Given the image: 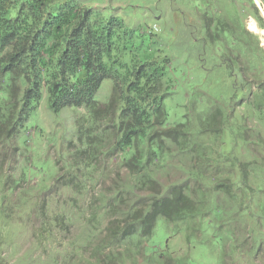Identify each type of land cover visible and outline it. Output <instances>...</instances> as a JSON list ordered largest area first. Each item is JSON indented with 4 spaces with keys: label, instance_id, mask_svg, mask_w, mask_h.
Listing matches in <instances>:
<instances>
[{
    "label": "trees",
    "instance_id": "16d2710c",
    "mask_svg": "<svg viewBox=\"0 0 264 264\" xmlns=\"http://www.w3.org/2000/svg\"><path fill=\"white\" fill-rule=\"evenodd\" d=\"M245 1L249 5L229 0L230 29L219 21L212 31L203 20L200 35L189 43L191 11L182 12L176 16L180 34L165 51L153 27L137 32L119 15L106 16L80 0H0L3 203L15 191L22 193L14 184L25 179L27 149L17 140L42 99L47 96L55 113L84 109L76 123L80 145L75 158L63 161L65 172L44 186L38 199H25L31 202L27 221L40 227L34 233L40 249L56 240L57 230L70 229L65 207L79 208L83 218L84 244L56 256L47 250L48 264H139L142 259L149 264H264V82L247 103L250 116L237 115L231 123L236 111L230 99L241 96L249 81L244 78L237 87L225 66L228 42L248 49L244 33L249 31L235 25L242 9L264 24L255 0ZM206 54L216 61L220 56L219 62L207 67ZM173 55H179L176 62ZM213 70L223 71L225 78L212 80ZM107 79L113 82L111 96L100 102L96 94ZM229 82L233 90L223 107L218 97ZM185 84H190L194 113L185 110L183 122L171 123L165 100ZM207 91L217 97H206ZM255 119L262 125L252 126ZM107 158L119 164L118 179L112 188L104 186L98 201L87 200L88 180L97 178ZM176 159L182 161L177 165L181 178L164 185L161 176ZM81 163L91 170L76 169ZM61 189L77 198L52 210L51 200ZM20 208L25 212L23 203ZM249 227L248 236L238 231ZM159 228L167 231L164 246L153 241ZM182 242L184 255L177 245ZM230 258L234 261L228 263ZM0 264H5L1 257Z\"/></svg>",
    "mask_w": 264,
    "mask_h": 264
},
{
    "label": "rangeland",
    "instance_id": "374dc122",
    "mask_svg": "<svg viewBox=\"0 0 264 264\" xmlns=\"http://www.w3.org/2000/svg\"><path fill=\"white\" fill-rule=\"evenodd\" d=\"M80 1L86 6L102 11L106 16L111 14L119 15L125 20L127 25L135 28L137 32L147 31L149 27H153L156 33H158L165 41V51L169 50L170 41H173L176 36L180 34L181 27L177 25L178 19L176 16H183L182 12L184 13L189 9L191 11V16H187V23H189L191 27L189 41H187L188 43L191 42L195 36L200 35L199 25L203 20L207 22L208 28L212 31L218 27L217 24L219 21H225L223 25L228 29L231 28L228 24V20L231 19L229 18L228 10L232 7L229 0ZM242 2L249 5L248 1L242 0ZM255 2L259 8L260 15L264 19V4L259 0H255ZM217 10H219V13ZM242 10H245V12L243 11L240 14L239 20L235 22V25L237 27L245 25L249 31L244 33L247 39L248 49L246 50L243 47L240 49V47L234 46L232 41L231 44L228 42L225 63L227 68H225L230 81L236 80L237 87L243 86L242 79L244 78L249 81V84L246 86V89L241 96L230 99L231 105L236 111V114L232 113L234 118L231 123H236V119L239 117L237 115L243 117L250 116L247 114L249 110L247 103L254 101L253 99L257 87L261 82H264V41L261 34L253 30L250 26L249 19L252 18L253 20H257L256 17L251 14L248 9ZM230 16L233 17L232 13ZM262 25L259 24V27L264 29V24L262 23ZM232 29L239 32L235 26L234 28L232 26ZM258 39L259 43H257ZM138 42L139 41L136 40L137 44ZM174 43L171 45V48L175 46ZM238 48L240 50H238ZM172 53L176 54L177 52ZM178 56H172L174 62L177 61ZM205 57L208 58L206 64L207 67L211 63H218L220 59V56H217L216 61L212 55L208 54H206ZM232 60L235 61L232 62ZM230 66L232 67V70L229 69ZM185 67H187V71L193 69L192 65ZM222 72L216 73V70H213L210 77H212V80L214 79V81L223 80L225 78V73ZM190 74V77H192L193 70L190 71ZM185 85L186 87L183 90L174 92L165 100V105L169 113V121L171 123L178 124L183 122L185 110L190 115L194 113L192 104L190 103V96L192 93L190 84ZM112 86L113 82L111 79L105 80L96 94V99L100 102H108L111 96ZM229 86L230 82L228 85L221 88L222 91L218 97L221 103L218 102L220 105L222 104L223 107H225L222 103L223 100L227 98L229 99L232 94L233 89H230ZM207 93L206 97L213 99L214 95H210L208 91ZM214 93L217 94L216 89L214 90ZM215 100L216 99L212 100L211 103L213 104ZM227 111L230 110L227 109ZM83 112V108L66 107L58 113H55L49 108L47 96H45L42 99L38 110L33 113L28 120L27 130L18 138L17 143L20 148L27 149L24 157L27 158L26 161L28 164H26L25 159H22L25 166V179L21 180L19 186L14 184L17 190L22 188L20 190L22 193L20 194L15 191L14 194L8 196L7 200L3 203L0 192V243L2 242L0 244V257L5 264H48L47 261L50 260V256L47 255V250L54 252L55 256L57 254L61 255L66 247H77V244H81L80 241L84 244L85 238H88L83 218H81V214L78 213L79 208L74 210L70 207H65L66 211L72 218L70 229L63 233L57 230L56 240L52 243H47L44 249H40L34 236V233H36L40 227L35 221L34 224H30V222L27 221L31 202L26 203L25 201V199H27L26 196L30 199H38L37 196L41 193V189L44 186L52 185L58 178L59 174L65 172L61 171V167L64 165L63 161L68 160V158H75L73 155L79 149L80 145L77 136L76 123ZM254 124L262 125L256 119L254 120V123H251L252 126H254ZM262 130L264 131V128ZM29 159H31L30 162ZM101 159L104 160V157L101 156ZM179 161L180 159H176L174 165L169 168L167 173L161 176L164 185L174 184L181 178L180 171L177 167ZM97 162L100 163L99 161ZM77 167L78 168L76 169H83L87 173L91 170L90 168H86L85 164L78 165ZM119 169V164L116 162L115 158L111 160L107 158V163H100L98 169L99 172L102 173L106 170L105 172L107 173L103 178L100 177V173H97L98 175L95 180H88L90 194L88 195L87 200L93 199L98 201L101 196L100 191L104 186L112 188L115 180L118 179L117 171H119ZM123 175L127 176L125 171L123 172ZM24 195L25 198L23 197ZM56 195L54 200H51L55 205L52 207L53 209L51 208L52 210H55L58 204L63 206V203H65L67 199L77 198L68 189H61V191L58 192L57 197ZM22 203L25 211L23 213L20 212V204ZM9 213L12 216L7 218L6 215ZM238 231L240 234L245 233L246 236H248L251 232V228L249 227L246 230ZM166 232L165 229H158L157 235L153 240L157 246H164L165 236L167 235ZM145 244H147V242ZM177 245L179 252L184 255L186 244L182 242ZM141 258H144V256ZM231 261L233 262L234 259H228V263ZM139 264L149 263L142 259Z\"/></svg>",
    "mask_w": 264,
    "mask_h": 264
},
{
    "label": "bare ground",
    "instance_id": "6f19581e",
    "mask_svg": "<svg viewBox=\"0 0 264 264\" xmlns=\"http://www.w3.org/2000/svg\"><path fill=\"white\" fill-rule=\"evenodd\" d=\"M250 26L253 30L261 34L262 39L264 40V29H261L259 27V24L256 20H253L252 18L249 19Z\"/></svg>",
    "mask_w": 264,
    "mask_h": 264
},
{
    "label": "water",
    "instance_id": "95a60500",
    "mask_svg": "<svg viewBox=\"0 0 264 264\" xmlns=\"http://www.w3.org/2000/svg\"><path fill=\"white\" fill-rule=\"evenodd\" d=\"M264 41V40H263Z\"/></svg>",
    "mask_w": 264,
    "mask_h": 264
}]
</instances>
